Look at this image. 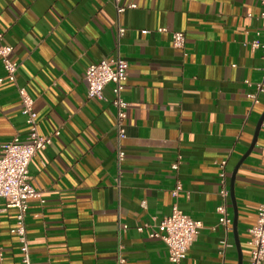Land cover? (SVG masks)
Segmentation results:
<instances>
[{"label": "crops", "instance_id": "obj_1", "mask_svg": "<svg viewBox=\"0 0 264 264\" xmlns=\"http://www.w3.org/2000/svg\"><path fill=\"white\" fill-rule=\"evenodd\" d=\"M119 4L125 11L117 15L113 0H0V47H11L18 64L15 83L0 64V156L26 136L18 87L34 99L40 134L51 136L28 166L41 195L25 216L30 264H115L119 247L125 264H171L149 232L174 203L202 223L182 264H247L248 230L264 201V89H257L264 61L252 47L264 44V7L260 0ZM175 32L184 34L182 48L172 45ZM117 57L129 66L120 141L111 86L95 99L84 83L89 65ZM221 162L228 232L218 223ZM176 181L182 190L173 199ZM16 214L0 213L3 264H23L10 232Z\"/></svg>", "mask_w": 264, "mask_h": 264}, {"label": "built area", "instance_id": "obj_2", "mask_svg": "<svg viewBox=\"0 0 264 264\" xmlns=\"http://www.w3.org/2000/svg\"><path fill=\"white\" fill-rule=\"evenodd\" d=\"M264 7V0H260ZM117 15L123 13L125 8L120 6V0H113ZM129 8H134L130 5ZM264 18V12L261 14ZM119 35L124 33L123 28L118 29ZM172 45L174 48H182L185 43L183 33L175 32L171 36ZM254 49L261 50V57L264 61V44L260 45L257 42L252 44ZM13 49L9 46L0 47V64L4 71V78L15 83L18 71V64L11 58ZM128 63L117 57L115 59H103L98 63L91 64L87 67L84 75V83L86 85L87 96L89 98L103 99V91L107 86H111L112 105L115 108V129L117 140L125 138V112L128 108V103L122 98V92L128 79ZM3 79L0 78V83ZM258 92L264 89L263 84L257 86ZM17 95L21 103V113L25 119L27 128L24 140L19 137H14L10 142L2 147L0 156V200L5 203L4 209L16 210V223L10 230L11 234L18 237L20 251L23 255L22 263L30 264L25 216L28 209V201L31 199H41V195L37 192L30 183L28 166L32 159L40 152L44 151L51 142V136L41 135L38 129V121L36 113L33 109L34 99L29 95L23 87L17 88ZM250 98L255 100V96ZM264 128V121L262 123ZM118 160L122 161L123 153L118 152ZM264 158V155H263ZM180 158L173 163L170 168L173 171L178 169ZM225 162H221L219 178L221 189L219 196L222 199V204L218 206L219 214L218 223L225 228V231H230L231 219L226 211V198L228 191L224 186L223 167ZM182 190L181 182L176 181L175 187L171 191L173 199H177ZM42 202V200H41ZM0 207V213L4 211ZM126 226L119 227V233L122 234L126 230ZM202 229V223L193 220L182 211L174 203L169 216L163 218L159 222L150 226L149 237L151 239L160 240L167 248L168 261L171 264H182L185 260L188 250L197 239V236ZM143 229L138 228L141 232ZM251 246L250 254L247 259V264H263L264 263V201L259 204L256 211V221L253 227L249 230ZM0 264H3V252L0 245ZM115 264H125V259L121 253V247L118 249Z\"/></svg>", "mask_w": 264, "mask_h": 264}]
</instances>
